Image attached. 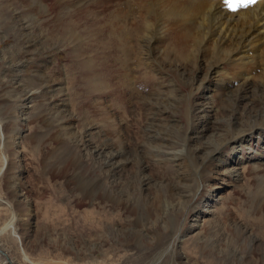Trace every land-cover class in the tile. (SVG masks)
<instances>
[{
    "label": "rangeland",
    "instance_id": "rangeland-1",
    "mask_svg": "<svg viewBox=\"0 0 264 264\" xmlns=\"http://www.w3.org/2000/svg\"><path fill=\"white\" fill-rule=\"evenodd\" d=\"M224 3L0 0V248L13 264H264V87L236 88L227 58L208 76L210 59L190 62V20Z\"/></svg>",
    "mask_w": 264,
    "mask_h": 264
},
{
    "label": "bare ground",
    "instance_id": "bare-ground-1",
    "mask_svg": "<svg viewBox=\"0 0 264 264\" xmlns=\"http://www.w3.org/2000/svg\"><path fill=\"white\" fill-rule=\"evenodd\" d=\"M263 4L261 3L260 7L258 6V9H256L258 11H256L255 13L254 12L249 13L250 16L245 15L239 19H236V16H238L236 14L237 12L233 13L229 10V8L226 9L228 6L226 7L225 3H224V6L226 8L225 7L219 8L218 7L219 9L216 8L215 11L213 10V6L208 7L209 5L208 6L206 5L208 8H205L203 6L204 9L203 10L201 9L202 11L199 9L201 12L205 13V15L207 13H209V15H211V17H212V22L211 23L209 22V16L207 18H204L202 21L200 20V23L193 22V20H195V19L190 20L191 25H193L194 23H196L197 25H201L199 33L194 38V40L199 42V45L195 47L192 55L190 56L191 64L192 65L197 64V60H199V56L201 57V59H202V57H205L206 58L205 60H207V58L210 59L209 66L207 67L208 70L206 71V75L208 76V74L213 69L215 71V69L217 67L216 65L219 64V62H221L224 58H227V60L231 61L233 64H235V66L238 65L240 67L239 68L240 71L236 75L237 76L236 77L237 78L236 83L238 86L237 87L235 85L236 88H239V87L251 88L253 86L252 83L257 84V86L260 85V86L264 87V5ZM199 6H198V8H199ZM216 6H218V5H216ZM193 7H192V9H193ZM200 8H202V7L200 6ZM194 9H195V7H194ZM198 13L200 14V12H198ZM238 13H239V11H238ZM203 16H204V14H203ZM196 17H198V16H196ZM201 18H202V16H201ZM158 40H160V39L158 38L157 41L155 42V44L158 43ZM151 43H153V39L148 38L144 41V43H142V46L140 48L141 59H143V58L147 59L146 61L144 60L145 61L143 63L144 66L147 65L149 62H150V64H152V62L150 60H148L149 59V57H148L149 53H152L155 50L154 47L151 46ZM155 52H158V51L155 50ZM215 56H217V59L215 58ZM160 57L165 58L166 57L165 53L164 52L161 53ZM155 60L156 59H154V61ZM138 61H139V59H138ZM140 62H141V60H140ZM158 64L159 63H157V65ZM231 87H232V85H231ZM255 89L258 90L257 88H255ZM229 90H230V88H229ZM237 93H239V92H237ZM254 93H256V92H254ZM239 100H240L239 98L232 99L231 103H233L234 105H238ZM262 100L264 101V97H261V101ZM263 101H262V103L264 105ZM259 116H260V114H256V117H258V120L260 121L259 125L264 127V112H263L262 118H259ZM261 129H262V131H264V128H261ZM119 137H122V136H119ZM236 138L237 137L230 138L229 140L232 141L234 145H237L243 139L242 137L237 138V139ZM226 139L223 142H225ZM120 140L122 142V143L120 142L122 145L123 144L122 138H120ZM120 140H118V141H120ZM112 145L110 143V145H107L105 148L99 149L98 155L102 156V153H101L102 150L105 151L107 149L108 151H111ZM121 145H120V147H121ZM118 154H119L118 157H120L121 155H124V152H122V153L120 152ZM191 157H192L193 162L195 164L198 163V161H196V157L193 154L191 155ZM107 158H108V160H107L106 168H108V169L112 168L113 169L115 156L109 155ZM138 166L141 167V164L138 163ZM201 166H203V163H201ZM113 170H115V169H113ZM121 170H122V168H121ZM26 214H29V213L27 212ZM0 256H2V254H0ZM3 258L5 259V257H3ZM10 261L13 264V261L11 259H10Z\"/></svg>",
    "mask_w": 264,
    "mask_h": 264
},
{
    "label": "snow or ice",
    "instance_id": "snow-or-ice-1",
    "mask_svg": "<svg viewBox=\"0 0 264 264\" xmlns=\"http://www.w3.org/2000/svg\"><path fill=\"white\" fill-rule=\"evenodd\" d=\"M224 2L231 11H237L240 7H248L258 2V0H224Z\"/></svg>",
    "mask_w": 264,
    "mask_h": 264
},
{
    "label": "water",
    "instance_id": "water-1",
    "mask_svg": "<svg viewBox=\"0 0 264 264\" xmlns=\"http://www.w3.org/2000/svg\"><path fill=\"white\" fill-rule=\"evenodd\" d=\"M183 235H181V233H179L175 239L179 242L180 240H182ZM176 244V243H175ZM177 245V244H176ZM169 248V247H168ZM0 254H2L3 257H5L6 261L8 264H12V262L9 259V256L0 248Z\"/></svg>",
    "mask_w": 264,
    "mask_h": 264
}]
</instances>
